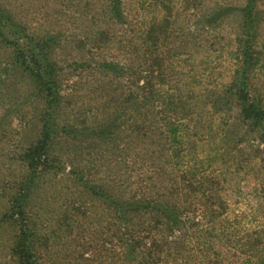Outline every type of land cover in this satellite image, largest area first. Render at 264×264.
I'll list each match as a JSON object with an SVG mask.
<instances>
[{"label": "rangeland", "instance_id": "rangeland-1", "mask_svg": "<svg viewBox=\"0 0 264 264\" xmlns=\"http://www.w3.org/2000/svg\"><path fill=\"white\" fill-rule=\"evenodd\" d=\"M114 1L0 0V264L23 234L31 264H264V0ZM135 197L174 229L119 219Z\"/></svg>", "mask_w": 264, "mask_h": 264}, {"label": "trees", "instance_id": "trees-1", "mask_svg": "<svg viewBox=\"0 0 264 264\" xmlns=\"http://www.w3.org/2000/svg\"><path fill=\"white\" fill-rule=\"evenodd\" d=\"M114 2L115 4H117L118 0H115ZM249 22L253 23L251 22V20ZM244 55L246 57L245 62H247L249 51L245 50ZM24 57L25 56H23V58ZM27 58H29V60L25 58L24 63L26 64L27 68L31 70V73H33V76H35V80L37 81L39 86L42 88V90L46 92L47 94L46 97L48 98V104L51 105L55 102L58 103L59 101H58L57 95L54 96L56 94L54 93L55 89L52 88V84H51L52 78L44 75L48 73V70H47L48 66H45V64L41 63L40 58L36 52L34 54H30V56H27ZM136 100H137V104L139 105V107L145 106V103L148 101L147 93L137 95L135 97V101ZM46 112L44 113V115L46 114V118L44 117L45 120L43 122L42 136L39 138V140L35 144H32L29 148H27L25 154L23 155V159L28 163V167L32 172L31 176L28 177L29 179L28 187L30 186L32 182L33 176L37 174V171L39 169L38 167L41 164L44 165L46 161L48 160L47 157L49 154V150L55 138L54 131H52V125L50 124L52 122L47 117L48 115ZM244 112L247 116H251L255 112V109L253 108V105L250 104L248 107L246 106L244 108ZM166 125L169 126L168 130L170 132V136L168 138L169 145L174 146L176 143H180L181 140L179 139V125L176 123H171L170 121L167 122ZM25 194L26 193L23 194L22 192L21 195H25ZM16 203L18 205L19 201L16 200ZM17 207H19V205ZM116 207H117V210L119 211V219H124L125 221H131V219L128 218L130 215L139 216V217L148 216L149 218L156 217L157 218V219L155 218L156 221L159 222L160 225L167 227L169 230H173L174 225H176L177 223L174 217L176 215L175 209H172L167 204H158L155 202H151L150 199L147 197H143V198L135 197V198H131L129 201H121L119 202V204H117ZM23 237H24V240L20 241V244L15 248V252L18 255H20L21 264H31V261H32L31 259L33 255L30 254L29 237L26 234H23ZM135 243H137V245L140 246L142 243L141 238L138 239L137 241L135 240L134 244ZM153 246L155 245L152 243L149 245L151 249Z\"/></svg>", "mask_w": 264, "mask_h": 264}]
</instances>
